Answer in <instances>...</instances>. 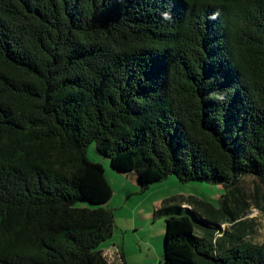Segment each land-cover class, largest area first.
<instances>
[{
  "label": "trees",
  "instance_id": "1",
  "mask_svg": "<svg viewBox=\"0 0 264 264\" xmlns=\"http://www.w3.org/2000/svg\"><path fill=\"white\" fill-rule=\"evenodd\" d=\"M91 144L137 193L227 190V217L153 211L162 264H264L239 226L243 177L264 211V0H0V264H114Z\"/></svg>",
  "mask_w": 264,
  "mask_h": 264
},
{
  "label": "rangeland",
  "instance_id": "2",
  "mask_svg": "<svg viewBox=\"0 0 264 264\" xmlns=\"http://www.w3.org/2000/svg\"><path fill=\"white\" fill-rule=\"evenodd\" d=\"M87 153V156L91 161L102 164L104 174L111 183L110 185L113 193L106 206L113 211V234L115 237L124 233L128 238L127 241L132 239L131 229L124 231L126 224H130L132 221L129 203L132 204L135 202L134 205H136L135 200L143 198L145 201L136 207L144 208L146 211L150 204L155 203L160 206L163 200L169 199L173 205L177 204L181 205V207L193 208L196 212L200 213L203 218H207L209 220H215L219 215L227 217L224 213L222 205L225 203L226 198L229 199L231 197L228 196L226 189L217 185L203 184V182L182 183L175 178L174 175L167 177L160 183L158 182L151 185L152 188L149 192H147V194L129 199L127 202L128 205L122 207V200L124 199L122 196L123 192H125L124 190H132V186L134 185L131 183L129 176L126 178L123 174L112 169L110 167L109 160L102 157V155L98 153L94 144L89 146ZM241 184L243 185L241 190L247 197L246 206L248 207H245V216L239 224L242 230L240 233L245 236V241H251L254 244H261L264 242V211L255 206V204H260L259 206L262 208L260 199L261 186L251 177H243ZM211 209L217 210L219 215L217 216L214 213H211ZM147 213L150 214V211H147ZM135 218L136 223L142 222L140 218ZM153 221L156 222L155 229L158 228V225L163 229L164 218H159V220L158 218H154ZM235 232L236 230L231 231V234H234ZM161 244L162 238L157 246V251L159 249V252ZM158 258V256L151 258L150 264H158Z\"/></svg>",
  "mask_w": 264,
  "mask_h": 264
},
{
  "label": "crops",
  "instance_id": "3",
  "mask_svg": "<svg viewBox=\"0 0 264 264\" xmlns=\"http://www.w3.org/2000/svg\"><path fill=\"white\" fill-rule=\"evenodd\" d=\"M126 178L129 176L130 181L132 184V190H124L123 196L124 199L122 200V207L128 205V201L131 198L139 197L143 194H147L151 190V186L144 191L143 193H137V181L136 178L132 175H124ZM158 183V182H157ZM156 184V183H155ZM154 185V184H153ZM155 190V189H153ZM159 194V193H157ZM149 196V195H148ZM136 205L134 203L130 204V211H131V222L130 224H126L127 229H131L132 232V239L127 241L126 234L122 233L121 235H115L112 233V236L109 240L104 242L101 247L100 251L103 254V257L109 262L114 264H150L151 258H155L158 256V264L161 263V247L160 252L159 249L157 251V246L162 238L163 242V229L158 225V228L155 229L156 222L153 221L154 217L152 214L153 211L157 209L159 204H150L147 208V211H150V214L144 208L136 207L143 203V199L135 200ZM149 202V201H148ZM153 205V206H151ZM138 217L141 219L142 222L136 223V218ZM159 220V218H158ZM156 250V251H155ZM158 252V254H157ZM123 256L121 261L120 257Z\"/></svg>",
  "mask_w": 264,
  "mask_h": 264
}]
</instances>
